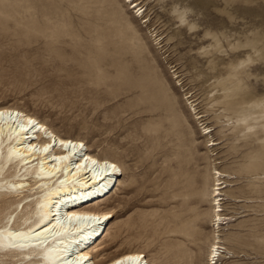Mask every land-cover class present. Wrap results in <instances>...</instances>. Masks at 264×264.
Wrapping results in <instances>:
<instances>
[{"label": "rangeland", "instance_id": "1", "mask_svg": "<svg viewBox=\"0 0 264 264\" xmlns=\"http://www.w3.org/2000/svg\"><path fill=\"white\" fill-rule=\"evenodd\" d=\"M0 105L121 167L105 259L264 264V0H0Z\"/></svg>", "mask_w": 264, "mask_h": 264}, {"label": "bare ground", "instance_id": "2", "mask_svg": "<svg viewBox=\"0 0 264 264\" xmlns=\"http://www.w3.org/2000/svg\"><path fill=\"white\" fill-rule=\"evenodd\" d=\"M17 116L31 119L26 120L32 123L31 128L39 125L48 129V134L58 137L71 154L54 148L50 152L49 141L38 135L37 140L28 141L24 132L28 125L12 122ZM78 150L85 151L86 158L74 165L72 154ZM9 170L12 173L7 175ZM119 172L121 167L111 157L94 155L82 140L60 134L24 110L0 105V191L19 199L20 207V215L12 213L0 227L1 260L10 264H147L142 251L131 248L111 259L104 258L110 222L117 214L105 205L120 184ZM216 181L213 192L218 198L223 185ZM219 202L213 211L217 228L227 219L220 215ZM217 244H212L208 257L217 256L213 264L221 255Z\"/></svg>", "mask_w": 264, "mask_h": 264}, {"label": "built area", "instance_id": "3", "mask_svg": "<svg viewBox=\"0 0 264 264\" xmlns=\"http://www.w3.org/2000/svg\"><path fill=\"white\" fill-rule=\"evenodd\" d=\"M213 258H214V259L211 260V262H210L211 264L215 263V261H216V259H217V256H214Z\"/></svg>", "mask_w": 264, "mask_h": 264}]
</instances>
